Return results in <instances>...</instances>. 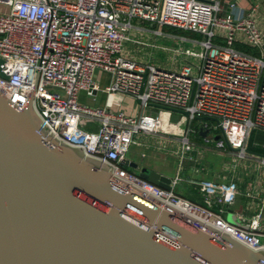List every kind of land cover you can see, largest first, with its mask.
I'll list each match as a JSON object with an SVG mask.
<instances>
[{
  "label": "built area",
  "instance_id": "built-area-1",
  "mask_svg": "<svg viewBox=\"0 0 264 264\" xmlns=\"http://www.w3.org/2000/svg\"><path fill=\"white\" fill-rule=\"evenodd\" d=\"M229 13L222 17L221 0H0V92L18 108H24L34 88L35 108L60 141L107 163L114 176L164 203L230 234L254 250H264V196L261 208L241 226L226 215L242 193L235 180L194 182L204 196L199 206L176 194L186 178L171 179V190L158 187L124 166L126 155L141 134H167L173 124L188 123L181 138V164L193 151L190 135L206 131L207 144L250 158L255 131L264 133V33L252 14L238 12L239 0H225ZM134 21L160 28H174L202 35V51L190 49L179 72L137 63L125 52ZM185 40V39H184ZM222 40V43H218ZM241 43L259 50L255 56L236 48ZM145 45L144 43H140ZM107 73L111 84L105 93L138 101L143 112L92 107L80 102V94L94 97L95 74ZM177 110L169 115L147 114L148 108ZM186 112L188 116H185ZM179 114L176 123L173 115ZM197 118H212L194 130ZM223 136L220 141L215 137ZM192 159V158H190ZM259 167L264 156L257 157ZM217 209V210H216Z\"/></svg>",
  "mask_w": 264,
  "mask_h": 264
},
{
  "label": "water",
  "instance_id": "water-1",
  "mask_svg": "<svg viewBox=\"0 0 264 264\" xmlns=\"http://www.w3.org/2000/svg\"><path fill=\"white\" fill-rule=\"evenodd\" d=\"M38 77L24 108L0 92V264H264V250L164 203L57 139L35 108ZM205 120L218 123L197 118ZM140 177L171 190V179L156 172L144 169ZM227 221L241 226L232 211Z\"/></svg>",
  "mask_w": 264,
  "mask_h": 264
},
{
  "label": "rangeland",
  "instance_id": "rangeland-1",
  "mask_svg": "<svg viewBox=\"0 0 264 264\" xmlns=\"http://www.w3.org/2000/svg\"><path fill=\"white\" fill-rule=\"evenodd\" d=\"M222 12L223 16H226L229 13V7L227 6L225 0H221ZM3 7H0V10ZM260 14L264 19V7L260 9ZM134 24L137 30L131 31L130 36L131 39L134 41H138L140 43H144L142 45L136 42H127L125 45V52L129 56V58L137 63L144 64V65H152L157 68L172 71V72H179L182 66L185 65L186 61H188L192 65H196L200 62L199 59L190 58L189 60L183 54H176L175 50L179 49L180 51H185L186 49H190L197 53L202 51L201 42L205 39L202 35H194V34H182V32H177V35H174L172 31L169 30L167 27L160 28L162 35H156L153 28L150 27L148 24H144L139 21H134ZM172 32V33H171ZM187 36V37H182ZM185 39V40H184ZM94 98V97H90ZM133 107L138 108L139 110H143L141 105L138 101L133 102ZM140 113V112H139ZM138 113V114H139ZM145 113L147 114H159L162 117H167L169 112L162 111L161 109L156 108H148ZM202 122L195 121L191 124V127L194 130L200 128ZM171 129L168 131L167 134L159 135H151L147 140L150 144V149L156 150L159 149V152L164 155H169V159H167L166 163L171 168L170 173L174 179L175 173L179 168L180 164V174L182 177L185 176H195L196 174V167L200 170L205 169L202 174L204 175H220L222 176L221 172L226 171L227 166L237 164L240 165L243 160L237 158L235 155L231 153H227L228 151L225 150H218L215 148L213 144H206L205 140L200 138L198 133H193L190 135V141L193 146V151L189 152L185 157V164L182 168L183 162L181 164L179 155L177 152L180 150L181 147V138L185 135V132L188 128V123H186L185 119L182 121L173 124ZM209 138L212 139V134L209 135ZM137 139V138H136ZM140 139V138H139ZM145 139V138H144ZM172 143H176L178 145V149H174L172 145H168ZM264 147V133L259 131H255L252 135L251 140V148L252 149H259ZM135 148V147H133ZM137 150V149H135ZM140 154V153H139ZM138 154V156H139ZM127 158L131 155L127 153ZM136 158L135 161L138 159V163H141L140 157ZM192 158V159H190ZM234 162V163H233ZM258 164V160H257ZM187 166L191 167L190 171L186 168ZM253 167L254 171L256 169V163ZM193 167V169H192ZM184 169V171H182ZM252 169V170H253ZM232 170V169H231ZM132 172V171H131ZM135 173V172H134ZM198 176V175H197ZM193 177L194 179L198 180V177ZM171 178V179H172ZM207 182H228V181H207ZM176 193L181 194L184 198H190L189 193L190 189H181L178 187L176 189ZM262 244L264 245V239L261 240Z\"/></svg>",
  "mask_w": 264,
  "mask_h": 264
},
{
  "label": "crops",
  "instance_id": "crops-1",
  "mask_svg": "<svg viewBox=\"0 0 264 264\" xmlns=\"http://www.w3.org/2000/svg\"><path fill=\"white\" fill-rule=\"evenodd\" d=\"M262 7H264V0H239L238 12L240 14L247 16L251 14V12L256 10L255 13L252 14V18L258 23L262 32L264 33V19L259 12L260 9H262ZM221 16L224 17L222 14ZM218 43H222V40H218ZM238 45L245 46L244 44H241V43L236 44V46ZM254 50H257V49H254ZM262 50L264 51V47L262 48ZM95 80H96L97 90H95L94 92V98H90L86 93H81L79 100L82 104L92 106V107H108L114 110H124L132 115H140L143 112V110H139L138 108H135V106L134 107L132 106L133 102H136L132 98L124 97V96L113 98L112 96L105 93V89L111 84V76L109 74L98 71L95 74ZM161 135L163 134H160L159 136ZM198 135H199V132H198ZM150 136L151 135L141 134L137 137L136 144L132 146L128 152V154L131 156L129 158H127L126 156V161L130 165H125L124 167L129 172L132 171L131 173L136 174L138 176H140L142 170L147 169V170H150L151 172H156L160 174L161 176L171 179L173 177L170 173L171 168L166 163L167 159H169L170 156L161 154L159 152V149H157L158 151L150 149V144H149V141L147 140ZM167 144L172 145L174 149H178V145L176 143L169 144L167 142ZM181 149H182V145L180 147V150L177 152V154L179 155L180 162H181ZM257 150H260L263 153H258ZM249 152L251 154L250 158L241 159L243 160V162H241L239 166L237 164H233L232 166L231 165L227 166L226 171L221 172L222 174L221 178H220V175L216 177L217 174L206 176L202 174V172H204L205 169L203 171V170H200L198 167H196L197 169L195 171L198 176L197 175L195 176L198 177V180L193 178L195 176H190V177L185 176L184 178H186L187 181L184 182L180 186L182 190L183 189L185 190L187 188L190 189V193H189L190 198H185V197L184 198L199 206H206L205 201H204V196L201 193L199 186L194 184V182L235 180L239 184V187L242 193L251 192L254 194V197L247 198L245 194L240 195L237 198L236 202L232 206H230L228 210L233 212L237 220H240L239 217L243 218L242 219L243 224L246 223L244 219L248 220L256 216V214L261 208L262 198L264 196V166L259 167V165L257 164V157L264 156V147H261L259 149H256V148L252 149L251 143H250ZM227 153H231L232 155H235L234 152H231V151L230 152L228 151ZM137 156L140 157L141 163H138L139 159L135 161ZM185 160L186 158H184V160L182 161L183 162L182 168L185 164ZM255 163L257 166L254 171L253 167H255L254 166ZM132 165H138V169L133 168ZM186 169L190 171L191 167L187 166ZM182 171H184V169H182ZM179 172H180V164H179V168L177 169L175 173V177L178 174H180ZM176 189H175V192H176ZM176 194L181 196V194H178V193ZM228 215L225 216L226 219ZM240 224H241V221H240ZM262 239H264V237Z\"/></svg>",
  "mask_w": 264,
  "mask_h": 264
},
{
  "label": "trees",
  "instance_id": "trees-1",
  "mask_svg": "<svg viewBox=\"0 0 264 264\" xmlns=\"http://www.w3.org/2000/svg\"><path fill=\"white\" fill-rule=\"evenodd\" d=\"M169 30L172 31V32L174 31L173 32L174 35H177V32H182V34H185L186 33V34H194V35H197L195 33L186 32V31H182V30H178V29H174V28H169ZM182 37H187V36H182ZM236 48L239 49V50H241V51H244L246 53H249V54H252V55H255V56H259L258 50H254V49H251V48H248V47H245V46H240V45L236 46ZM249 148H250V146H249ZM257 152L258 153H263L260 150H257Z\"/></svg>",
  "mask_w": 264,
  "mask_h": 264
}]
</instances>
